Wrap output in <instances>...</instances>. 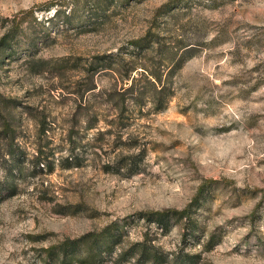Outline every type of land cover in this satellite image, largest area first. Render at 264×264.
<instances>
[{
    "label": "rangeland",
    "instance_id": "rangeland-1",
    "mask_svg": "<svg viewBox=\"0 0 264 264\" xmlns=\"http://www.w3.org/2000/svg\"><path fill=\"white\" fill-rule=\"evenodd\" d=\"M47 1L0 0V35L18 24L0 53V264H59L44 247L123 217L138 239L137 212L180 208L205 178L191 230L151 224L164 264H264V0ZM147 30L158 42L133 47ZM171 41L189 47L172 68ZM132 60L172 94L114 127L105 94ZM122 142L145 150L115 171ZM117 252L100 264H137Z\"/></svg>",
    "mask_w": 264,
    "mask_h": 264
},
{
    "label": "trees",
    "instance_id": "trees-1",
    "mask_svg": "<svg viewBox=\"0 0 264 264\" xmlns=\"http://www.w3.org/2000/svg\"><path fill=\"white\" fill-rule=\"evenodd\" d=\"M55 1L57 0H49L42 5H45V8L49 9L50 6L56 5ZM32 10L29 9L27 12L32 13ZM57 12L58 9L54 11L53 15L57 14ZM11 21L12 23L0 35V53L5 51L7 46L10 45V39L17 28L18 24L15 23V16ZM157 42L156 38H153L151 30H147L141 37L130 41L131 45L136 49L144 50L150 49ZM169 44L171 46L164 60L170 62V67L172 68L188 52L189 47H186V45L177 46L172 41ZM178 50H180V53L177 55ZM131 63L129 69L120 74L122 83L119 90H115L114 92L110 90L105 94L106 101L116 113L109 120V124L114 125V127H121L127 124L132 117H135L133 116L134 112L142 111L145 104H149L153 109L164 107L172 94L171 86L162 80L159 72L151 70L150 66L143 62H141L142 65H135L133 60ZM102 65L103 68L113 69L111 59H104ZM138 66L143 68V70L134 75L133 72L137 71ZM124 80H128L127 85H124ZM2 100L4 98L0 93V106ZM122 143L123 146L120 147V151L114 160L115 171H118L121 167L136 165L134 157L141 155L145 150L144 147H141L137 152L133 150L129 152L130 145L125 144V142ZM123 148L128 153H123ZM72 159L73 157L68 156L66 158V160H69L67 163H70ZM216 182H218L217 179L205 178L204 182L200 183L198 190L191 200L180 208L167 207L137 212L135 220L141 219L146 224L138 239L128 240L130 221H126L125 217L113 219L98 230H89L72 238L66 237L44 247V260L48 262L56 261L59 264H100L105 255L117 249V258L130 259L137 264L167 263L170 261L168 253L162 251L153 242L151 224H155L164 233L176 224H181L186 231L191 230L193 226V209L197 205L199 196ZM126 239L128 242L125 241ZM196 257L197 255L179 252L171 260L175 264L177 262L178 264H196Z\"/></svg>",
    "mask_w": 264,
    "mask_h": 264
}]
</instances>
